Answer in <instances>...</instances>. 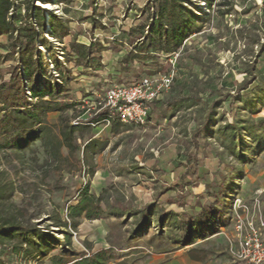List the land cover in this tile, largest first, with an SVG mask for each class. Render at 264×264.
<instances>
[{"label": "rangeland", "instance_id": "1", "mask_svg": "<svg viewBox=\"0 0 264 264\" xmlns=\"http://www.w3.org/2000/svg\"><path fill=\"white\" fill-rule=\"evenodd\" d=\"M13 1L8 21L19 18L17 28L33 24L34 58L43 62L29 85L22 76L29 101L28 87L56 96L45 98L52 103L40 110V124L28 119L19 131L0 137V194L8 198L0 214L14 213L53 232L63 245H50L41 259L2 247L8 264H54L62 256L75 261L108 249L114 255L108 264H252L243 241L256 231L264 246V0H184L197 33L178 53L146 61L133 51L146 35L149 14L157 12L154 0H34L39 10L29 12L31 0ZM55 18L62 20L57 31ZM133 29L137 34L128 33ZM13 41L0 35V85L10 82L16 67L24 69ZM74 43L93 45L94 54L79 55ZM154 71L173 74L174 80L155 102L158 107L152 106L145 128L88 123L104 112H97V102L107 89ZM185 98L192 100L175 105ZM7 114L0 112V122ZM236 123L237 130L230 128ZM19 134L22 149L13 148ZM189 166H195L193 174L183 181ZM85 188L102 200L105 215L77 218L74 229L70 209ZM210 205L216 214L209 227L194 224V235L182 239L187 232L182 222L190 223ZM150 206L156 213L142 231L141 214L115 213ZM164 215L170 217L161 226ZM65 222L68 226L55 227Z\"/></svg>", "mask_w": 264, "mask_h": 264}, {"label": "trees", "instance_id": "2", "mask_svg": "<svg viewBox=\"0 0 264 264\" xmlns=\"http://www.w3.org/2000/svg\"><path fill=\"white\" fill-rule=\"evenodd\" d=\"M43 1V0H38ZM158 3V8L156 13L149 14L147 19V24L145 25L146 35H143L139 38V45L135 46L133 53L137 56H134L136 59H140L142 61L149 60L151 55H174L178 53V51L185 45V42L189 38L190 35L197 33V26L195 24L194 18H189L185 15L187 8L185 6L184 0H154ZM32 6L28 8V12L31 9L39 10L34 3V0L30 1ZM49 4V3H45ZM15 8V3L13 0H0V35H6L10 39H14L13 47L16 50L20 48L19 52L22 55L24 69L23 72L17 71L15 73H11V80L8 83H3L0 85V112L8 113L7 116L0 122V137L3 135H8L12 132L19 131L22 127L21 124H28V119L32 121H37V123H41L42 117L40 114V110H42L45 105H51L52 102H47L45 98L55 97L56 94L49 91L44 87L37 88H29L32 95V101H29L27 96V90L24 86L22 76L24 75L28 80V85L31 79L34 77L35 73L38 70H41L43 67L42 59L35 60L34 51H35V40L37 37V32L30 22H24L18 28L16 27V23L19 18H15L13 23L8 21L13 15L9 16L10 12ZM190 13V12H189ZM62 20L55 18L53 25L55 31L59 29L58 25H61ZM18 33V36L15 38L14 34ZM138 30L133 29L130 33L137 34ZM25 35L23 36V34ZM69 33H65L64 38L67 37ZM26 39V42L22 40V38ZM73 48L77 50L79 55L84 57V53H87V57L89 58L94 54L93 45L84 46L82 44H72ZM130 54V53H129ZM41 57V56H40ZM159 57V56H157ZM130 58L133 59V54H130ZM69 63H73L72 59ZM57 69H59V65L57 64ZM158 73H162L161 71H154L149 76H155ZM62 93V92H60ZM36 100V102H33ZM191 98H185L180 102H175V105L179 103L183 104L185 102H190ZM159 105V104H158ZM163 105V104H160ZM155 108H157V104L153 103ZM193 105H187L185 107L190 108ZM258 112H254L256 114ZM152 115V112H151ZM14 124L12 128H6L5 124L8 120H13ZM100 121V117L95 119H90L88 123H98ZM117 122V121H115ZM120 123V122H118ZM230 128L237 130V123L231 126ZM74 128L69 132V136H72L74 133ZM208 131V129H207ZM209 132V131H208ZM69 136H65L66 141L68 143L69 148L73 151V143L71 142ZM22 134L15 136L13 139V148L22 149L25 144V140L22 138ZM234 136L233 138H235ZM242 136L237 133V141L239 142L238 146H242ZM3 148V146H0ZM234 155L236 152H233ZM195 166H189L186 170V173L183 176V181L188 179V177L192 176L193 170ZM81 198L77 202L76 206H72L70 209V219L71 226L74 229H77L79 224L76 222L77 218H84L87 220H101L104 218L105 212L101 207L102 200L97 198L95 195L89 194V189L85 188L81 193ZM11 195L9 196V198ZM219 197V196H215ZM8 200L7 197L0 194V203L2 201ZM179 202V201H178ZM12 208L18 210L16 206L11 205ZM209 210V211H207ZM207 210H203L201 216L194 217L191 222H182L184 223V227L186 228V236H183L182 239L189 238L194 235V231L192 230V226L206 224L209 227L210 222L213 219V216L216 214V208L214 206H209ZM19 212V211H18ZM117 215L125 217L127 215H137L141 214L142 221L140 226V230L148 228L152 225V217L154 216V206H150L147 210H136L133 211L129 209L128 213L124 211L115 212ZM135 213V214H134ZM172 216V214L170 215ZM169 215H164L162 220L160 221V225L162 226L166 220V218L170 217ZM68 226L66 222L64 224H59L55 226L59 229ZM63 231V230H62ZM66 238L69 240L71 234L68 232H63ZM201 231L197 232V236ZM18 243H14L15 241ZM41 241V242H40ZM47 243V244H44ZM63 245V242L60 238H56L53 232H43L41 228H38V225H32L30 222L26 224L23 221L19 220L18 215L14 213L0 214V248L7 247L9 249V253L19 255L21 253H26V255L30 257H37L41 259L46 256L49 251L53 248H50L52 244ZM66 247L68 245H65ZM28 247V248H27ZM67 253H70L66 250ZM76 255V254H75ZM65 256L60 257L58 260L54 261V264H108V262L114 258L111 249L100 251L94 255L88 256L86 258H80L75 261L70 258H64ZM0 264H8L7 260L0 254Z\"/></svg>", "mask_w": 264, "mask_h": 264}, {"label": "built area", "instance_id": "3", "mask_svg": "<svg viewBox=\"0 0 264 264\" xmlns=\"http://www.w3.org/2000/svg\"><path fill=\"white\" fill-rule=\"evenodd\" d=\"M173 80V74L158 73L155 76L146 75L130 85L112 86L105 91L103 100L97 102V112L104 111L99 115L100 121L90 124L96 127L102 123L110 125L117 121L145 128L151 122L153 103L160 101L170 91ZM242 248L244 257L252 264L264 262V246L256 231L243 241Z\"/></svg>", "mask_w": 264, "mask_h": 264}, {"label": "bare ground", "instance_id": "4", "mask_svg": "<svg viewBox=\"0 0 264 264\" xmlns=\"http://www.w3.org/2000/svg\"><path fill=\"white\" fill-rule=\"evenodd\" d=\"M44 7H45V9H48V8H47V5H45Z\"/></svg>", "mask_w": 264, "mask_h": 264}]
</instances>
